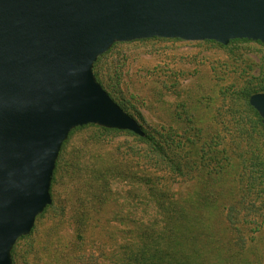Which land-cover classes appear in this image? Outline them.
I'll list each match as a JSON object with an SVG mask.
<instances>
[{"label": "rangeland", "instance_id": "374dc122", "mask_svg": "<svg viewBox=\"0 0 264 264\" xmlns=\"http://www.w3.org/2000/svg\"><path fill=\"white\" fill-rule=\"evenodd\" d=\"M95 71L105 91L161 141L172 129L174 143L184 144L183 124L202 127L201 142L211 145L205 150L217 147L219 155L192 160L190 177L175 181L158 173V184L180 202L188 192L198 202L206 190L205 205L197 212L215 234L208 245L209 264H226L220 259L231 251L238 252L237 264H264V162L250 163V147L242 142L233 148L226 129L234 118L249 115L243 103L247 93L264 92V45L159 37L122 41L101 57ZM141 147L123 131L76 129L59 157L51 203L32 231L16 241L12 264H121L113 253L126 257L143 222L160 217L145 184L128 175L135 170L143 177L146 162L136 151ZM216 158L230 159L222 182L204 175L205 169H215ZM84 219L87 228L79 241ZM217 219L222 220L218 232Z\"/></svg>", "mask_w": 264, "mask_h": 264}, {"label": "water", "instance_id": "95a60500", "mask_svg": "<svg viewBox=\"0 0 264 264\" xmlns=\"http://www.w3.org/2000/svg\"><path fill=\"white\" fill-rule=\"evenodd\" d=\"M152 37L264 45V0H0V264L51 203L73 128L143 135L92 68L115 42ZM248 102L264 124V92Z\"/></svg>", "mask_w": 264, "mask_h": 264}, {"label": "trees", "instance_id": "16d2710c", "mask_svg": "<svg viewBox=\"0 0 264 264\" xmlns=\"http://www.w3.org/2000/svg\"><path fill=\"white\" fill-rule=\"evenodd\" d=\"M205 41L217 43L213 40ZM236 41L251 40L232 39L228 42V44ZM116 43L119 42H115L109 49H111ZM109 49L105 53H107ZM104 54L97 58L92 68L93 74L100 85L101 83L97 77V72L95 69L98 61ZM251 94L254 93H247L245 95V101H243L245 111L249 115L246 118H234V122L231 124L232 128H230L231 126L229 124H226V129L230 132L233 148H237L241 146L242 142H245V144L250 147V163L254 160L258 161L259 164H263L264 160L262 159L263 161H260V158L262 155L264 157V124L262 123L258 112L252 106H250L248 102ZM117 104L125 112H127L124 107H122V105L119 103ZM127 113L131 115L129 112ZM87 125L97 126L101 130L105 131H123L129 133L134 136L139 144L142 145V147L136 149V151L141 153L142 158L146 162V164L143 166L145 169V172H142L143 177L139 178L137 171L135 170L129 171L128 175L133 181H142L143 184H145L147 196L160 214L159 218H153L147 222H143L141 231L138 233L135 232L128 243V252L126 257L122 255L121 258L120 254L114 252L113 257H116L114 260H116L118 263L120 262L121 264H209L207 259L209 251L208 245L210 243V238L215 234L210 231L209 225L205 222V217H202V215L200 213L198 214L197 212L200 206L205 205L206 200L204 197V192H206V190L203 191L198 202L191 199L192 192H188V198L183 202H180L177 199H171L174 197V194H171L168 189L162 188L158 184L161 177H158L157 175L158 173L162 175H168L169 179L175 181L178 177H190V173L192 171V160L201 161L206 154H211L214 157L219 155V148L217 147H214L209 151L205 150L206 148H210L211 145L210 147H206L207 143L201 142L203 134L202 127H196L191 123L183 124V126L179 129L181 130V136L185 138V142L184 144L178 145L177 143L176 145L172 136L174 133L172 129L169 133V136L166 137V141L163 142L159 139L162 138V136H158V138L156 136H152L146 132L142 126L143 135L140 136L127 130L108 128L96 124ZM87 125L73 128L70 131L67 139L63 142L56 159L51 185L54 179L59 157L61 155L62 149L65 147L68 141V138L76 129ZM192 133H194L195 136H192ZM130 149L134 154L136 153L135 150L132 148ZM179 150H181V152H179ZM220 151L222 153H226L225 149H220ZM201 154L203 156H201ZM212 161L215 162V169H205L204 175L207 177L215 176V182L218 180L222 182L225 175L228 174L227 170L231 169L230 159L227 158L225 163L218 162V158L213 159ZM47 207L48 205L37 217L43 214ZM84 220V226L81 228V233L76 237L79 241L83 240V230L87 228V221L86 219ZM215 224V230H221L222 220L217 219ZM26 235L20 236L17 240L25 237ZM224 244V242H221L222 247H224ZM14 245L11 249V261ZM236 255H238L237 251H231L230 253L227 252V254L225 253L224 258L220 260H224V262L226 260V264H237L235 257Z\"/></svg>", "mask_w": 264, "mask_h": 264}]
</instances>
